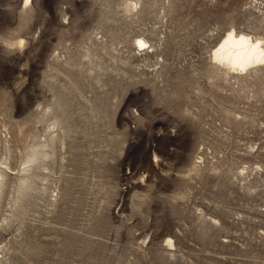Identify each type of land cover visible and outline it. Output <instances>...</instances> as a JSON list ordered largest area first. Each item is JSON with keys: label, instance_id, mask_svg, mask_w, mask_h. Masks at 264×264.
Here are the masks:
<instances>
[{"label": "rangeland", "instance_id": "obj_1", "mask_svg": "<svg viewBox=\"0 0 264 264\" xmlns=\"http://www.w3.org/2000/svg\"><path fill=\"white\" fill-rule=\"evenodd\" d=\"M230 29L264 38V0H0V264H264Z\"/></svg>", "mask_w": 264, "mask_h": 264}, {"label": "bare ground", "instance_id": "obj_2", "mask_svg": "<svg viewBox=\"0 0 264 264\" xmlns=\"http://www.w3.org/2000/svg\"><path fill=\"white\" fill-rule=\"evenodd\" d=\"M138 44L143 46L145 42L139 40ZM212 59L214 64L216 62L233 72L263 67L264 38L230 29L212 49Z\"/></svg>", "mask_w": 264, "mask_h": 264}]
</instances>
